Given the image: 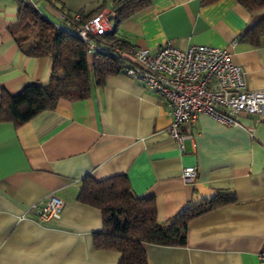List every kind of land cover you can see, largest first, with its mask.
<instances>
[{
    "label": "crops",
    "instance_id": "crops-1",
    "mask_svg": "<svg viewBox=\"0 0 264 264\" xmlns=\"http://www.w3.org/2000/svg\"><path fill=\"white\" fill-rule=\"evenodd\" d=\"M29 1L57 24L61 16L95 10L114 16L113 0H57L55 7ZM261 17L235 0H151L117 29L129 45L152 53L169 41L179 49H224L245 70L247 88L264 90V40L259 46L240 41ZM16 20L17 1L0 0V95L45 84L51 73L50 57L28 56L17 46L9 32ZM237 119L240 125L224 126L200 115L185 129L192 140L180 148L167 133L164 98L119 73L93 86L87 98L60 99L20 126L0 122V264H117L120 253L93 243L102 230L100 210L76 196L85 177L118 174L134 195L154 200L159 223L219 191L236 196L191 220L185 246L145 244L148 264H264L258 259L264 246V108ZM187 166L198 169L191 182L181 177ZM49 195L64 202L61 215L39 224L38 210Z\"/></svg>",
    "mask_w": 264,
    "mask_h": 264
},
{
    "label": "trees",
    "instance_id": "trees-1",
    "mask_svg": "<svg viewBox=\"0 0 264 264\" xmlns=\"http://www.w3.org/2000/svg\"><path fill=\"white\" fill-rule=\"evenodd\" d=\"M17 1V20L9 32L19 49L28 56L51 58V73L45 84H29L12 95H0V122L20 126L46 110H52L60 99L81 100L90 95L93 86H101L107 76L119 74L125 59L113 54V48L129 45L117 26L137 12L147 8L151 0H113L111 20L116 24L112 33L94 38L102 49L88 56L86 44L60 20L57 24L29 0ZM53 5L57 0H46ZM217 0H201L209 4ZM248 12H262V17L248 28L240 41L252 46L264 40V0H235ZM61 10L62 6L56 7ZM100 10L89 15V19ZM71 15L65 16L72 20ZM77 201L93 206L102 215V230L93 235L96 249L120 253L117 264H148L145 244L161 246L186 245L188 223L194 218L236 201L234 192L219 191L213 198L187 204L165 223L156 218L152 198L132 193L124 174L103 180L85 177L76 196Z\"/></svg>",
    "mask_w": 264,
    "mask_h": 264
},
{
    "label": "built area",
    "instance_id": "built-area-1",
    "mask_svg": "<svg viewBox=\"0 0 264 264\" xmlns=\"http://www.w3.org/2000/svg\"><path fill=\"white\" fill-rule=\"evenodd\" d=\"M112 13L103 11L82 19L81 14L65 21L75 36L86 44L88 56L102 50L94 38L113 32ZM113 54L126 61L120 73L139 80L143 86L164 98L171 122L168 135L179 147L192 140L185 129L200 115H206L224 126H237L240 114L259 115L264 108V90H249L245 70L231 62L224 49L211 45L192 44L179 49L172 42L163 43L155 52L128 45L126 49L113 48ZM196 166L184 167L181 177L191 182L197 175ZM64 202L49 195L42 202L37 216L39 224L58 219ZM264 262V246L258 253Z\"/></svg>",
    "mask_w": 264,
    "mask_h": 264
},
{
    "label": "water",
    "instance_id": "water-1",
    "mask_svg": "<svg viewBox=\"0 0 264 264\" xmlns=\"http://www.w3.org/2000/svg\"><path fill=\"white\" fill-rule=\"evenodd\" d=\"M112 28L113 30L116 28V24L114 22L112 23Z\"/></svg>",
    "mask_w": 264,
    "mask_h": 264
}]
</instances>
